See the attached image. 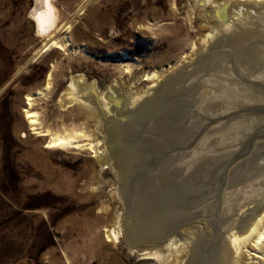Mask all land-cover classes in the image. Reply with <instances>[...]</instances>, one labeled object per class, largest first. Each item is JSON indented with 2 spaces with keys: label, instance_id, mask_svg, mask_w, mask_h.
Masks as SVG:
<instances>
[{
  "label": "rangeland",
  "instance_id": "obj_1",
  "mask_svg": "<svg viewBox=\"0 0 264 264\" xmlns=\"http://www.w3.org/2000/svg\"><path fill=\"white\" fill-rule=\"evenodd\" d=\"M194 48L178 0H0V264H186L181 240L166 257L175 233L126 242L107 130ZM75 75L98 101L62 98Z\"/></svg>",
  "mask_w": 264,
  "mask_h": 264
},
{
  "label": "water",
  "instance_id": "obj_2",
  "mask_svg": "<svg viewBox=\"0 0 264 264\" xmlns=\"http://www.w3.org/2000/svg\"><path fill=\"white\" fill-rule=\"evenodd\" d=\"M178 7L194 51L107 130L122 228L130 247L175 233L186 264H229L224 234L264 209V0Z\"/></svg>",
  "mask_w": 264,
  "mask_h": 264
},
{
  "label": "bare ground",
  "instance_id": "obj_3",
  "mask_svg": "<svg viewBox=\"0 0 264 264\" xmlns=\"http://www.w3.org/2000/svg\"><path fill=\"white\" fill-rule=\"evenodd\" d=\"M52 11H53V9H52ZM52 11H51V13H52ZM83 77H84L83 75H75V76L71 77L70 85L68 86V88L66 89V91L63 93L64 96L62 97L63 99H65L66 102L71 101V99L72 100L73 99H79L81 101L86 102L89 105L90 102H93V101L96 102V101H98V97L96 95H95L96 96L95 98H94V95H93V98H91V97H89V95H85V94L81 93L82 90H86L87 92H91V91L95 90L94 82H92V83H86V80H85V82H83L84 81V78ZM153 83H152V85H150V87H153ZM119 91H118V88L117 87L116 88L115 87H112L111 90H110V92H109V95L114 96L115 95V92H119ZM31 96H33V94H31V95L28 96V102L27 103L30 102ZM27 117H30L31 118L29 120L30 121V124H32V123L35 122V118H34L33 112H30V114H28ZM70 140H71V138L69 139L68 136H66V135L65 136H57L55 139L54 138L51 139L49 141V143H55V142L56 143H63V142H69ZM96 145L98 147V150L100 148H102V149H100L101 151L104 149V146L102 145V143L97 142ZM106 153L107 152L105 151V154ZM121 220H122V217H121V219H119L118 221H116V224L118 223L117 224V227L119 226L118 229L120 228V230H121V225H122ZM111 231L113 232V229H111ZM115 231H116V229H115ZM234 233H236V232L235 231H231V233H229L225 237L227 239L229 245H230V249L233 250V251H231L232 258H231V260H230L231 262H229V264H252L251 261H250V259L252 260V258H254V257L255 258L256 257L261 258V256L259 254H257L256 252H261V250L264 249V213H262V215H260L259 217H257L254 220V222L252 223V225L250 226V228L248 229V231L246 233L242 234L239 237L237 235H235ZM171 242H170V240H166V241L163 240V241L159 242L158 244L156 243V245H161L162 250H160V251L161 252H164L167 249H170ZM163 244H166V245H163ZM172 244L173 245H172L171 249L173 248L174 245H176V244H174V242H172ZM136 247L139 248L138 246H136ZM261 247H263V248L260 250L259 248H261ZM141 248L143 249V247H141ZM181 248H183V247H181ZM256 248H258V249L256 250ZM173 249L171 250V253L169 254V256L166 255L167 259L174 258L176 260V257H178V255L175 256L177 254V251L176 250L173 251ZM144 250H146V249L144 248ZM160 251L159 250H152V249H150V250H146L145 252H143V254H157V255H159ZM168 251L170 252V250H168ZM178 252L180 253V251H178ZM181 253H182V251H181ZM180 260H182V259H180ZM177 261H178V258H177Z\"/></svg>",
  "mask_w": 264,
  "mask_h": 264
}]
</instances>
